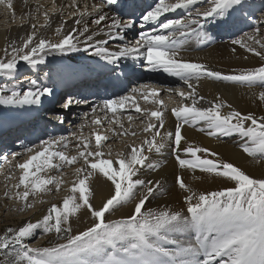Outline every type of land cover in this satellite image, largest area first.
Returning a JSON list of instances; mask_svg holds the SVG:
<instances>
[{"label": "snow or ice", "instance_id": "6c2138e0", "mask_svg": "<svg viewBox=\"0 0 264 264\" xmlns=\"http://www.w3.org/2000/svg\"><path fill=\"white\" fill-rule=\"evenodd\" d=\"M24 3L27 5L28 0ZM120 3L121 0H102L93 3L89 12L87 7L81 11L76 0H72L76 11L71 14L76 19L67 32H64L67 21L62 18V9L54 8L51 13L43 11L42 24L32 23L30 31L19 38V43L16 39L6 43L0 56V75L14 79L21 61L35 68L45 63L50 53L83 50L115 66L112 71L119 67L122 59L143 60L144 67L177 77L188 90L140 85L130 94L103 101L101 111L112 113L111 120L106 114L103 119L97 116V107L93 104L92 134L83 136L84 125L80 126V135L73 133L76 155L69 156L61 150L69 147L68 138L63 136L40 140L31 147L22 145L30 155L15 165L21 172L18 183L4 192L5 197L19 201L17 210L21 213L34 207L30 197L52 192L50 185L60 191L63 180L48 175L49 170L82 163L75 168L76 179L62 205L52 203L34 222L29 219L3 230L0 264H264V173L254 176L210 147L189 141L182 133L185 126H189L209 138L235 137L236 145L253 162L264 163V115L239 111L219 94L208 100L198 90L205 79L227 82L249 90L260 89L253 96L264 102V62L225 72L181 55L190 43L204 45L211 40L205 24L211 23L228 32L248 17L246 9L251 5L246 0H154L149 10L140 15V30L134 38L113 50L109 42L125 40L126 30L136 23L122 21L119 15H110L105 10ZM0 5L11 10L15 18L13 0H0ZM41 7L36 6L35 10L38 12ZM178 10L181 12L179 18L167 17L166 14ZM57 11H60L61 21L54 31L59 39L53 41L40 35V29L51 27V17ZM92 14L96 15L92 20L97 26L95 29L84 19ZM30 16L31 12L26 13V17ZM261 24L264 25V21ZM260 32L261 28L257 27L231 43L264 61V38H258ZM81 44L83 49L79 47ZM231 51L235 53L236 48ZM27 83L24 89L19 83L12 87L0 84V106L41 105L42 97L54 94L53 88L42 86L36 79L28 78ZM161 91L175 93L181 99V103L170 110L175 118L174 131L166 127L165 116L169 109L159 99ZM137 94L156 108L142 109ZM86 103L87 100L69 95L62 108ZM129 103L142 121H147L141 129L144 138L139 145L127 144L126 151L113 156L110 147L104 150V142L110 137L98 129L107 121L123 130L116 132L111 128L113 136L135 137L136 131L131 130L134 117L127 115L129 127L125 128L116 115L129 113ZM88 116L84 113L85 120ZM55 119L63 123L65 116L57 115ZM93 137L94 148L91 147ZM166 147L171 149L179 170H191L193 180L203 182L211 176L225 181V186L198 190L178 172L173 186L182 193L184 207L175 209L167 203L147 206L157 199L158 193H164L166 186L163 178L153 180L141 176L145 169L154 172L160 168L159 161L153 160L151 154H159ZM20 155L22 153H13V156ZM197 170L201 175H195ZM101 175L109 184V194L96 206L91 183ZM124 205H131L127 214L109 218ZM85 216L90 222L74 231L73 222L79 223ZM38 232L54 234L55 242L50 241L46 247L29 246L26 241Z\"/></svg>", "mask_w": 264, "mask_h": 264}, {"label": "bare ground", "instance_id": "6f19581e", "mask_svg": "<svg viewBox=\"0 0 264 264\" xmlns=\"http://www.w3.org/2000/svg\"><path fill=\"white\" fill-rule=\"evenodd\" d=\"M101 2L102 0H76V3L79 5L81 11L87 7L89 12H91V6L93 3ZM246 2L251 5L250 9H246L251 16L257 15L254 9L264 8V0H246ZM13 3L16 13L15 18H13L11 10L7 9L3 5H0V18L2 17L7 20L6 25L3 24L4 27L0 29V56L3 55V50L8 41L16 39L19 43V38L25 36L30 31V25L32 23H43V11L45 10L50 13L54 8L63 10L62 18L67 21L64 32H67L74 26L76 17H73L71 13L76 11V8L72 6V0H55V2L54 0H28L27 5H25L24 0H13ZM153 3L154 0H121L120 4L112 8L106 7L105 10L108 11L110 15H119V18L122 21L139 22L140 15L146 10H149V5H152ZM49 5L52 6V8H46ZM36 6H42L40 11L37 12L35 10ZM203 6L204 5H201V7ZM28 12H31L30 17H26V13ZM132 13H135V15H132ZM180 14L181 12L178 10L177 13H169L166 15L168 18H179ZM254 17L255 19H252L251 21L248 20V17L246 19H241L236 28L228 32L217 29L211 23L205 24V31L211 36L210 44L196 45L195 42H192L186 50L181 52V55L185 58L208 63L213 68L223 69L225 72L242 67L259 66L260 63L264 62L261 61L260 57L247 52L239 45H232L231 43L233 39L240 38L245 32L252 33L257 27L261 28L258 38H264V25L261 24V21H264V14ZM95 18V14L84 17L89 27L92 29L97 27L92 23V20ZM51 19V27L40 29V35L46 36L55 41L59 39L54 30L61 21L60 11H57ZM250 25L253 26L248 29ZM137 27L140 28V25ZM138 31L139 30L135 32L134 27L126 30L125 40L110 41L109 46L115 50L118 46H123L124 44L129 43L134 38V34H137ZM240 32L243 33L239 36H235ZM79 47L83 49V44L79 45ZM233 47L236 48L235 53L231 51ZM245 56L247 59H244ZM143 64V60H133L132 58L122 59L119 62V67H116L115 72H119L120 70L126 72L128 80L133 79L132 83L134 86L132 87L128 81L127 90L118 95L113 94L111 91L107 94H103L100 88H95L96 83H99L102 78L101 75L108 72H114L112 69L115 66L107 64L101 58L96 57L91 51L84 52L81 50L67 53L53 52L45 57V63L37 65L35 68L31 67L26 62L21 61L18 64V69L14 79L5 78L0 75V84L7 83L9 87L19 83L22 89L27 88V80L28 78H31L36 79L42 86L53 88L54 94L46 98L42 97L41 105L51 103V99H54V102H56L62 98L64 93L67 92H70V95L77 99L88 101L86 104L72 105L69 109H62V107L56 105L53 107L48 106L47 110L50 114L55 113V116L64 115L65 121L63 123H56L55 121L52 122V120L48 119L43 120L41 121L42 128L38 130L35 135L28 134V136L27 130L30 129L29 126L33 124V121L29 124V126L26 124L27 120L25 119L29 120L31 117V112H27V109L35 110L38 105L0 106V184L5 183L6 178L15 172V165L23 162L28 158V155H30L25 153L23 146L31 147L33 144H39L40 140L47 139L49 137L59 138L63 136L68 138L69 147L61 150H64L69 156L76 155V139L73 136V133L80 135V126L84 125L82 132L83 136L87 137L92 134L93 126L90 124V121L93 118V114L91 112L93 104L97 107V116H100L103 119L106 114L108 119L111 120L113 115L112 113H105L101 111L103 101L120 95L130 94L133 88H137L140 85L148 84L160 89L172 87L182 88L185 91L188 90L183 82L179 81L177 77L170 76L162 71H150L144 67ZM135 65L136 67H132ZM137 69H141L142 71L137 72ZM24 71H26L25 77L21 78V73ZM18 73L21 75L18 76ZM90 81H95V83H91ZM198 90L201 94L205 95L208 100H213L216 95L219 94L239 111L244 113L253 112L257 116L264 115V102H260L256 96H253V93L259 92L260 89L258 88L249 90L246 87L232 85L227 82H211L205 79L201 82ZM159 99H162L169 109V112L165 116L166 127L168 130L174 131L175 118L171 115L170 110L171 108L179 105L181 103V99L177 94H169L166 91H161ZM137 101L142 109L147 108L154 110L156 108L155 104L144 101L138 94ZM128 107L131 109L129 113L121 114L118 112L116 115L122 120L125 128L129 127L127 115L131 114L134 117L131 122V130L136 131L137 135L135 137L130 135L113 136L112 131L110 130L111 128H115L116 132H121L123 130L114 124L110 125L107 121H105L102 127L98 129L100 132L110 137L108 141L104 142L105 145H107L108 142L111 143L112 141H119L118 144H116V142L113 143L115 145L111 150L113 156L120 151H126L127 144L135 143L139 145L144 138V134L141 129L145 126L147 121H142L139 114L134 111L131 103L128 104ZM223 111L226 112L227 109H224ZM84 113L89 114L87 120L84 118ZM22 121L23 123H20ZM35 121H38V119H35ZM16 124L18 126L15 128ZM18 127H20V129L23 128L26 131H24L21 135L19 132H14V130L17 131ZM10 131H12V135L8 134ZM182 133L186 135L189 141L196 142L202 146L210 147L211 149L219 152L223 158L242 166L254 176H260L264 173V163L256 164L253 162L252 158L243 153V151L236 145L234 142L235 137H221L219 139L209 138L205 134L199 132L197 128L189 126H185ZM15 137H18L17 142L14 144L15 147H9L8 145L10 139ZM94 146L93 137L91 147L94 148ZM104 150H108L106 146ZM13 153H22V155L17 157L13 156ZM151 155L153 160L159 161L160 168L154 172L145 169L141 178H144V176L153 180L163 178L166 190L163 194L158 193L157 199L151 201V203L147 205L149 207H157L163 203L170 204L175 209L184 207L182 193L178 187L173 186L174 177L178 172L185 178L186 182L191 183V185L198 190H216L219 187L225 186V181L221 179H213L211 176L204 178L203 182L193 180V173L191 170L181 171L178 169V165L174 160L170 148L166 147L161 153H153ZM55 162L56 161L54 160V163ZM81 163L82 161L75 165H65L61 170L51 169L48 171L47 174L51 176L65 178L69 175L68 173H70V175H73V178L70 179V177V180L67 178H65L67 180L64 179L65 184L63 182V189H66V192H64L62 196L45 197L46 193L36 194L39 197V200H47L48 202L42 207L33 222L46 213V210L50 207V202L52 200L56 199L55 202L62 205L63 198L70 194L71 185L76 179L75 168L79 167ZM114 166L116 165L114 164ZM20 174L21 172L19 169L16 177L18 180ZM195 175H201L199 170L196 171ZM53 186L54 185H50L49 187L53 188ZM91 187L93 188L92 199L94 205L99 206L109 194V184L105 183V179L101 175L93 178ZM130 208L131 205H124L109 218H119L121 215L127 214ZM81 211L83 212V210ZM89 222L90 221L87 219V216H85L79 223L73 222V230L75 231L77 228L83 229Z\"/></svg>", "mask_w": 264, "mask_h": 264}, {"label": "rangeland", "instance_id": "374dc122", "mask_svg": "<svg viewBox=\"0 0 264 264\" xmlns=\"http://www.w3.org/2000/svg\"><path fill=\"white\" fill-rule=\"evenodd\" d=\"M46 8H52V6L49 5ZM254 10L256 11L257 15L261 16V15L264 14V8H258V9H254ZM257 15H252V16L248 15V20L251 21L252 19H255L254 16H257ZM5 20H6L5 18H2V17L0 18V29H2V27H4V25H6L7 20L6 21ZM139 25H140L139 22H136V24L134 25V31L135 32L137 30H140V28L137 27ZM252 26L253 25H250L248 27V29H250ZM145 30H147V29H145ZM247 30H245V31H247ZM245 31H243V32H245ZM243 32H240V33L236 34L235 36H239ZM132 67H136V65L132 66ZM136 71L137 72H141L142 70L141 69H137ZM21 74L18 73V76L21 75V78L25 77L26 71L22 72ZM131 85H132V87L134 86L133 83ZM66 97H67L66 93H64L62 98L60 100L56 101L57 102L56 106L62 107V104L67 99ZM69 114H72V113H69ZM52 115H54V116H52V118H48V120H52V122L55 121L56 123H59L55 119V117H56L55 113H53ZM30 123L28 122L26 124L29 125ZM17 139H18V137L10 139L8 146L9 147L10 146L15 147L14 144H15V142H17ZM115 142H116V144H118L119 141L118 140L117 141H112L111 143L108 142L107 145H105L106 148L108 149V147L110 146V148L112 150V147L115 146L113 143H115ZM17 172H19L18 168L15 169V172L12 175H10L11 178H9V177L6 178V181H5L6 184L5 183H1L0 184V234H2L3 230H5L7 227L17 226V225H19V224H21V223H23V222H25V221H27L29 219H31L33 221L36 218V215L39 214V211L42 209V207L45 206L46 203L48 202L47 200H44V201L39 200V197L37 195L32 196L31 197V202H34V207L32 209L26 210V211H24L22 213L19 212L17 210L18 207H19V201L15 200V199H12L10 197H5L4 196V192L8 188H10L12 185L18 183V178H16L17 177ZM59 173H61V172H59ZM68 174H66L68 176H66L65 178L69 179L71 177L70 179H72L73 175H70V173H68ZM65 178H61L63 180V182H64ZM67 179H65V180H67ZM64 184H65V182H64ZM64 184L61 185L60 191H56L55 190V186H53V191L49 192V193H46L45 197L62 196L64 194V192H66V189H63L64 188ZM21 190H23V189H21ZM13 191H14V189H13ZM55 201H56V199L52 200L50 203L51 204L52 203H56ZM51 204H50V206H51ZM50 241L53 242V243L55 242V235L54 234H41L40 232H38L34 238H32L30 240H27L26 243H28L29 246H33V247H35V246L46 247V246H49V242Z\"/></svg>", "mask_w": 264, "mask_h": 264}]
</instances>
